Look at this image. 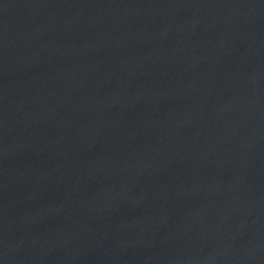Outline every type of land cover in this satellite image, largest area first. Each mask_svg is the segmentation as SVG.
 Here are the masks:
<instances>
[{"label": "water", "instance_id": "water-1", "mask_svg": "<svg viewBox=\"0 0 264 264\" xmlns=\"http://www.w3.org/2000/svg\"><path fill=\"white\" fill-rule=\"evenodd\" d=\"M0 264H264V0H0Z\"/></svg>", "mask_w": 264, "mask_h": 264}]
</instances>
